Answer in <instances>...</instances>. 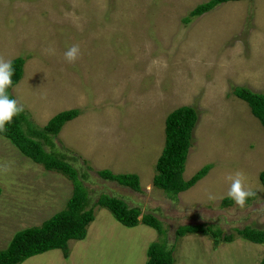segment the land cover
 Wrapping results in <instances>:
<instances>
[{
  "label": "rangeland",
  "instance_id": "rangeland-1",
  "mask_svg": "<svg viewBox=\"0 0 264 264\" xmlns=\"http://www.w3.org/2000/svg\"><path fill=\"white\" fill-rule=\"evenodd\" d=\"M203 1L0 0V57L24 58L10 93L30 123L39 127L60 110L79 109L44 148L77 170L93 213L85 237L67 241V257L51 249L20 264H143L155 241L171 248L173 264H258L264 242L245 240L235 229L264 228L258 180L264 133L232 89L264 90V0L226 1L184 22ZM74 44L81 55L68 63L64 53ZM183 104L196 109L197 120L182 177L210 168L171 199L151 178L165 115ZM102 168L136 173L140 190L100 178L95 170ZM236 171L255 196L243 208L233 200L221 207L225 178ZM71 190L64 174L33 162L0 135V250L17 230L61 210ZM102 194L151 213L164 232L140 221L123 226L94 204ZM190 223L233 237L214 244L188 233L174 240L175 229Z\"/></svg>",
  "mask_w": 264,
  "mask_h": 264
},
{
  "label": "trees",
  "instance_id": "trees-1",
  "mask_svg": "<svg viewBox=\"0 0 264 264\" xmlns=\"http://www.w3.org/2000/svg\"><path fill=\"white\" fill-rule=\"evenodd\" d=\"M230 0H205L191 8L182 20L209 11L217 4ZM12 61V85L6 90L12 98L10 90L22 75L24 58L16 56ZM232 93L246 102L250 113L258 120L264 133V94L255 92L245 86L237 85ZM13 99V98H12ZM79 114L78 108H68L53 114L42 126H34L27 118L24 110L5 124V130L0 135L7 138L23 155L33 162L41 164L45 169L61 172L70 180L72 190L66 199L64 207L43 220L37 226H30L14 232L5 248L0 250V264H20L28 257L60 249L62 256H68L67 241L81 240L85 237L86 226L93 219L92 208L88 207L87 192L82 185L77 170L60 155L47 151L44 145H51L61 126ZM197 120V111L191 105H179L170 110L164 118L163 143L154 163V173L151 178L153 187L158 188L171 199L202 178L210 164H204L189 178L184 179L182 172L188 148L191 145L192 130ZM97 176L104 180L114 181L133 191H139V178L133 172L114 173L107 168L95 170ZM84 174H82L83 176ZM258 180L264 188V170L258 172ZM252 197H249V201ZM246 201V202H247ZM232 203L229 197H223L219 205L228 206ZM94 204L106 208L113 218L126 227H132L138 221L155 229L157 233L164 231L160 221L151 213H141L138 207L128 206L122 199L102 194L97 196ZM236 234L241 238L254 242H264V228L243 226L237 228ZM188 233L207 235L217 241H230L232 235L223 233L219 228H211L204 223H190L178 226L174 231V240ZM146 259L143 264H173L172 250L163 242H151L145 251ZM258 264H264V255Z\"/></svg>",
  "mask_w": 264,
  "mask_h": 264
},
{
  "label": "clouds",
  "instance_id": "clouds-1",
  "mask_svg": "<svg viewBox=\"0 0 264 264\" xmlns=\"http://www.w3.org/2000/svg\"><path fill=\"white\" fill-rule=\"evenodd\" d=\"M79 45L70 46L64 53V59L68 63H75L80 57ZM12 61L0 57V132L5 130V124L10 123L12 118L21 113L23 105L16 99L9 97L7 89L12 85L13 76ZM229 182L227 196L231 198L235 204L243 208L249 197L255 196V193L246 188V177L242 171H236L234 174H229L225 178ZM209 200H216L217 197L211 193L208 194Z\"/></svg>",
  "mask_w": 264,
  "mask_h": 264
},
{
  "label": "crops",
  "instance_id": "crops-1",
  "mask_svg": "<svg viewBox=\"0 0 264 264\" xmlns=\"http://www.w3.org/2000/svg\"><path fill=\"white\" fill-rule=\"evenodd\" d=\"M223 3V2H222ZM201 15V14H200ZM255 92H256V90L255 89H253ZM257 91H259V90H257ZM260 93H263L264 94V90H262ZM209 170V169H208Z\"/></svg>",
  "mask_w": 264,
  "mask_h": 264
}]
</instances>
